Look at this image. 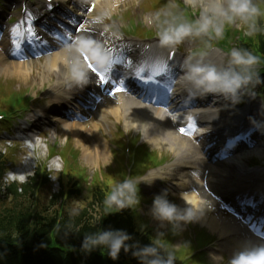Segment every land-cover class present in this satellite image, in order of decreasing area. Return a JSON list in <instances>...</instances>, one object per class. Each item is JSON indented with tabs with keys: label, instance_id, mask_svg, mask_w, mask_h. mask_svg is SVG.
I'll list each match as a JSON object with an SVG mask.
<instances>
[{
	"label": "bare ground",
	"instance_id": "obj_1",
	"mask_svg": "<svg viewBox=\"0 0 264 264\" xmlns=\"http://www.w3.org/2000/svg\"><path fill=\"white\" fill-rule=\"evenodd\" d=\"M64 0H56L57 3ZM80 6L81 9L88 7L94 8L95 12L108 14L110 12H116L118 10L121 0H73ZM197 0H184L186 4L195 5ZM54 3L51 10L46 9V14H43L45 8H41L40 11H34L29 13L26 18L30 22V25L37 27L40 30L39 38H41L40 44L43 48V54H47L45 60L42 64L41 71L33 76L32 69L29 62L22 61L25 58V54L15 51L21 48L17 44L15 46L9 45L8 36L12 34L13 37L17 35L14 29L5 31L0 37V47H2L3 52L6 56L11 58H16L20 62L11 63L8 71L15 77L20 78L24 82L29 79H33L36 83L38 82L42 88L45 83L54 79L52 85V91L48 95H52L51 104L43 112L42 115L47 116V110L52 111L54 109L63 108L64 116L69 117L72 121L65 123V126L60 131V134L70 135L75 137L78 145L83 148V153L85 156L89 157L91 161L100 162L106 159V155L109 149L101 141V135L99 134L100 125L96 122L91 121V116L87 112L76 113L72 111L69 107L64 106L67 102L64 95H76L82 94L86 95V102H89L90 93L102 92L103 102L98 105V112L102 119H108V116L114 118L115 121L120 123L122 120L124 126L127 130H134L136 132L141 131L144 138L148 140L152 147L167 150L170 148L174 151L175 149L172 145L178 142L179 146L177 148L176 160L171 163L167 168V173L162 171L153 172L148 175V179L151 180L152 177L158 175H168L174 172L175 177V187L178 192H181V204L185 207L184 200H191L197 205H203L205 207L202 217L196 221L201 226L208 228L212 232H217L220 236L222 242V247L231 255L232 258L235 256L250 251L255 248L264 247V244L259 240H256L249 234H247L245 228L238 224V222L231 218L219 219L222 215L217 218L214 217V211H218V204L215 198L212 196L213 191L223 192L226 198L233 195V191L237 190L238 193L243 192L240 189L239 184H235L234 181L240 172H245L247 178L252 180V184H258V188H262L264 191V172L254 171L249 172L244 169L248 166V157L257 154L261 156L264 154V143H260L255 140L252 146L244 151L243 153L235 155L230 159V164L221 161H210V156L212 154V148L215 150L220 146L219 141L216 138L217 128L219 123H222L225 127H242L250 124V127L258 126L260 122L255 123L256 116L247 117L245 114L234 111L233 109L228 110L229 114H221L218 111L216 113L215 109H204L203 117L201 118L202 127L204 130L210 129L208 134L196 138L195 141L198 143H193L191 139L180 137L175 134L169 124L168 116H166L161 109H155L152 107L151 101L146 99L141 102V96L127 93L119 94L114 97L105 96V94L111 89L110 83L105 86H98V81L94 74L90 72L85 61L83 59L82 53L80 51L81 45L85 41H93L97 45L104 44L106 40L118 41L121 37L117 34H113L110 31V25L107 23H101V20H92L87 22L84 30L80 34H76L72 29V23L74 19L65 17L58 11V5ZM208 6L207 0H204L202 4ZM36 6H41V3ZM94 14L90 16L93 18ZM46 18L49 21H46ZM148 19V22H151ZM72 21V23H69ZM105 22V20H102ZM22 20L20 21V24ZM68 23L70 25H68ZM19 24V26H20ZM60 33V37H59ZM62 34V36H61ZM70 36V38H68ZM22 36L19 39L22 40ZM153 47L156 49L154 53L141 55L139 58L132 60L131 65L125 63L118 68L117 71L111 72V76L121 75L122 78L128 76L127 71L130 67L133 70L143 69L142 71H148L149 65L151 64L148 60L153 56L157 59H163L164 53L163 48L158 45V41L152 43ZM41 52V53H42ZM15 53V54H13ZM37 54V53H36ZM123 55V52L120 53ZM224 57L220 54L207 59L206 63H212L217 67H224ZM1 62V60H0ZM73 69H78L83 71L86 76V83L77 81L73 76ZM180 74L179 81L176 84L172 92L173 98L177 94V87L179 85H185L186 83L181 79ZM166 78V77H164ZM168 80V79H167ZM218 100L222 101L220 96H216ZM179 100H184L182 97ZM199 101L203 104H207V99L200 98ZM226 101V100H225ZM200 107H204V105ZM166 108L173 107V104L166 105ZM174 112L171 113L173 115ZM44 119V117H43ZM45 120V119H44ZM233 122V124H231ZM90 138H89V137ZM96 142L94 146L93 142ZM29 139V136H27ZM210 143L206 145L207 140ZM209 150L210 152H208ZM218 151V150H217ZM190 168L192 171H196L197 175L185 173ZM24 174H20L25 179L27 178V173L23 171ZM208 173V174H207ZM170 176V175H168ZM206 181V185H205ZM196 186V187H194ZM197 188V192L193 191ZM187 190V191H186ZM200 193V195H199ZM249 207H253V199ZM220 212V211H218ZM221 214V213H219ZM255 221L260 226L259 218Z\"/></svg>",
	"mask_w": 264,
	"mask_h": 264
},
{
	"label": "trees",
	"instance_id": "obj_2",
	"mask_svg": "<svg viewBox=\"0 0 264 264\" xmlns=\"http://www.w3.org/2000/svg\"><path fill=\"white\" fill-rule=\"evenodd\" d=\"M247 29L250 31L249 26ZM234 42L239 50L251 52L264 62L263 18L254 24L251 34H240V39ZM262 73L264 76V71ZM20 96L6 94L0 88V110L25 109L24 105L16 103ZM5 165L0 156V264H138L131 252L126 255L121 251L115 262L106 253L101 255L99 250L84 253L81 246L85 237L102 230H124L132 238L129 244L139 247L158 237L174 256L173 264H182L184 256L190 255V251L175 250L177 233L174 234V230L168 235H157L137 209L105 215V195L110 191L112 181L119 182L123 178L124 167L104 181H97L90 199L82 204L84 207L75 209L72 200L82 192L78 181L80 174L74 176L66 169L61 175L59 194L48 199L45 173L37 172L26 186L11 184L3 189L1 179Z\"/></svg>",
	"mask_w": 264,
	"mask_h": 264
},
{
	"label": "clouds",
	"instance_id": "obj_3",
	"mask_svg": "<svg viewBox=\"0 0 264 264\" xmlns=\"http://www.w3.org/2000/svg\"><path fill=\"white\" fill-rule=\"evenodd\" d=\"M200 18L192 22L170 24L157 33L158 43L163 48H173L189 37L208 36L222 39L224 23L231 24L235 20H252L260 15V10L253 5L252 0H207ZM251 34L254 23L250 26ZM206 45V48H210ZM82 54L90 52L91 58L99 69L109 67L113 57L103 52L99 45L93 41L82 43ZM208 51L196 50L186 56L181 79L198 94L199 98L209 95L221 96L236 105L241 102L242 90L253 82V69L260 62L259 57L246 50L232 49L227 53L229 60L227 67H217L206 63ZM73 76L79 82H87L83 71L73 69ZM256 83H261L258 75ZM194 98H196L194 96ZM218 114V109L215 110ZM182 131V130H181ZM24 177L9 173V182H24ZM161 179L154 176L151 180L144 177H130L123 182L112 181L110 191L105 195V215L120 214L125 210H136L141 205L142 196L140 185H151L155 180ZM185 207L180 208L167 198V190L156 195L152 200L151 215L153 219L167 223L177 232L182 225L198 221L202 217L205 207L197 205L191 200H184ZM163 234L161 233L160 236ZM131 236L124 230L98 231L94 235L86 236L82 243V251L90 254L99 250L101 255L106 253L112 261H117L121 251L126 255L131 252L138 264H173L174 256L167 250L165 242L154 237L148 245L143 247L130 245ZM231 264H264V247L246 251L235 256Z\"/></svg>",
	"mask_w": 264,
	"mask_h": 264
},
{
	"label": "rangeland",
	"instance_id": "obj_4",
	"mask_svg": "<svg viewBox=\"0 0 264 264\" xmlns=\"http://www.w3.org/2000/svg\"><path fill=\"white\" fill-rule=\"evenodd\" d=\"M150 1H152V0H123L122 4L119 6L118 10L115 12V16H119V15L125 16L128 13H132V17L136 18L137 21L140 22L141 24H143L146 29L155 31L156 28H158V26L155 27V20H157V14H163V13L168 14V11H166L165 9H159V11L156 14L154 11H152L153 6L155 5V0L152 3H149ZM158 2H160V1H158ZM198 6H199V4L196 3L193 7L197 8ZM66 7H69V5ZM161 7H165V5L162 4ZM189 7H192V5H190ZM143 9H144V11H143ZM160 10H161V12H160ZM14 11H15V9H14ZM145 12H148V13H145ZM150 18H152V20L154 21L152 24L148 23V19H150ZM111 21L113 23H115L113 20H111ZM108 23L110 24V20L108 21ZM243 23H245V21L237 19L236 28H241ZM121 29H122V26L120 25L118 30L120 31ZM113 31L115 33V29H113ZM194 47H195L194 44L193 45L187 44L186 52L189 53ZM0 53H2V52L0 51ZM40 58L41 57H35L32 59L34 78L38 74L39 70H41V67H42V64L39 61ZM41 62L43 63L44 59H42ZM10 63H11V61L6 59V60H4L3 63L0 64V84H9V85L3 86L4 90H7V88H13L14 87L16 89V91H19V90L23 91L25 89L30 88V92L28 93V97H32L34 100H37L36 103H34V102L31 103V107L34 109L29 114V116L25 119L26 122L19 124V126L17 127V131H20V132L24 131V134L27 132H34V140L35 141L37 140L38 135H41V134H43V132H45V134L42 135L43 139L38 140V142H40L41 144H40L39 150H37L36 154L32 157V165L30 167L28 176L33 175L35 164L44 163L46 161V156H47L48 150L50 148H52L54 145H56V147L58 148V151H60V150L64 149V146H65V143L67 140H68V143H72L74 148L76 149V151L79 152V158L77 160V163L81 168L86 170V174L88 176L87 183H85V181H84V184L86 187L90 186V183H91V181L94 180L96 174H103V173L107 174L110 168H112V167L114 168L117 166V163L114 160V154L111 151L113 149V147H111V145H108V143L106 144L108 149H109V152L107 153L105 160H101L100 162L91 161V159L89 157L84 155L83 148L80 145H78V143H77L78 139H76L75 137H72L70 135L60 134V131L63 129L65 124L63 125L62 123H60V124L55 123L51 127V129H42V130H37V131L32 130L30 125H28V122H30L32 127H34L35 125H38V124H43L44 120L38 119L39 116H41V115H39L36 118H33L32 120H31V118L34 116L35 113L41 111V109L42 110L45 109V107L48 104L50 105V99L48 97V92H49L50 88L52 87L54 80L52 79L51 82L46 83L43 88H41L39 86L38 82L35 83L32 78L27 80L26 82H24L20 78L13 76L7 70ZM225 66L226 67L228 66V59H226ZM82 101H84V100H82ZM73 102H71V106H69V107H74V108L78 107V104L73 103ZM259 106H261V105H258V107ZM260 111H262V112L264 111L263 105L261 106ZM51 117L54 118L53 116H51ZM95 118H96L97 122H100L97 117H95ZM35 119H37V120H35ZM63 122H65V120H63ZM111 122H112V124H108V125L101 122L102 123L100 126L101 131L99 133H101V136L104 135L106 138H108L110 141H113L116 144H117V136L115 135L116 129H121V130H124L125 132H127L129 137L131 138V140L133 139L134 136H137L139 134L133 130L127 131L124 128L123 122L121 123V126H120V124H117L113 120H111ZM25 128H26V130H25ZM89 140L91 141V139H89ZM263 141H264V136L262 137V141L260 140V142H263ZM0 142H2V141H0ZM122 142H124V139ZM24 145H27L26 141L21 142L20 144H16L13 148H11L16 153L14 161H15V164L17 166L10 173H15L16 169L21 167V163H22V167L24 166L25 162L24 161L22 162V156L23 155H26L25 158L30 156L31 153L25 149ZM94 146H95V144H94ZM55 159H56L55 161L57 162L55 165H57V167H59V168L56 169V167L53 166L54 162H53V164L51 162L50 168L52 170L53 175L58 178L59 173L61 172L62 167H63V161L61 160L60 157H57ZM260 160H261L260 167L264 168V154L260 157ZM165 180H167L165 183V186L168 187V189L173 190V187L171 185V182L173 183V181L171 179H165ZM85 186H84V191L80 195V197L79 198H73V200H72V204L74 205L75 209L80 208L82 206V204L85 201H87V199H89L91 197L90 191ZM154 186H151V188H150V186H148L147 184H142V187L144 188V190L148 196H155L156 195L157 192L153 190V189H156V187H154ZM57 189H58V187L56 184L53 186L52 191L57 192ZM173 201L177 204L178 207H180L181 199H174ZM151 207H152V203H147L146 205H143L142 208L140 209L141 215L149 223L151 228H154L158 233H165L168 229V224L167 223H161V222L153 219V217L151 215V211H150ZM214 215L217 216L218 214L214 213ZM224 215L226 217H229V215H227L225 213H224ZM194 223L197 224V226H199L197 222H194ZM207 230H208L207 233L210 232L209 233L210 235H212V236L214 235L218 241L220 240L219 235L216 232H212L209 229H207ZM178 231H179L181 238H180L179 242L177 243L178 244V247H176L177 249H179L180 246L183 245V242H186L185 237L188 238V241L191 239L190 234L183 227V225L181 226V228ZM199 234H200V239H201L204 236V234L201 231H199ZM224 258H227V261L224 262V260H223ZM205 259L207 260V262L209 264H223V263L224 264H231V261H232L230 254L226 250H224L223 252L221 251L220 242H217L215 244V250H210L208 255H205Z\"/></svg>",
	"mask_w": 264,
	"mask_h": 264
},
{
	"label": "snow or ice",
	"instance_id": "obj_5",
	"mask_svg": "<svg viewBox=\"0 0 264 264\" xmlns=\"http://www.w3.org/2000/svg\"><path fill=\"white\" fill-rule=\"evenodd\" d=\"M46 4L48 6V10L50 11L52 6L54 5L53 0H46ZM69 23H72V21H69ZM68 38H70V36ZM105 42H107L106 38H105ZM109 50L111 51L112 57H114V58L112 59V62H111L110 66L108 67L106 72H97L95 66L89 62L88 57L87 56L84 57V61H85V63L88 64L90 72L92 74H94L97 81H99L98 86L107 85L109 83L110 79H111L112 83H116V78H112L108 75L109 73L113 72V67L114 66L119 67L125 63L131 65V63H132L130 57H124L123 55H117V52H122L119 45L113 43L112 47H110ZM13 54H15V53H13ZM173 56H174V53H170L169 56L167 57V59L158 60L154 66L155 70L152 73H150L147 77H144L141 73V75H139L137 77H130V78L137 79L140 84L148 86L149 90L154 92V93H158L162 87L166 88L169 97H171L173 89L175 87V81H176V78L173 76V73L171 71V65H170V61L172 60ZM161 76L166 77L167 79L171 80V84L162 85L161 81L158 79V77H161ZM120 79L122 81V78H120ZM125 91H127L126 87H123V86L116 87V88H112L109 91L108 95L110 97H114L118 93L125 92ZM158 99H159L158 95H154L151 103H153L154 105H158V103H157ZM194 130H195L194 127L191 129L181 128L180 134L181 135H187L189 133V131H194ZM260 235L264 236V232L260 233Z\"/></svg>",
	"mask_w": 264,
	"mask_h": 264
}]
</instances>
